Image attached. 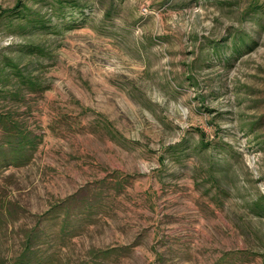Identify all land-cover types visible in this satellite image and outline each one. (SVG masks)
Here are the masks:
<instances>
[{"label": "rangeland", "instance_id": "obj_1", "mask_svg": "<svg viewBox=\"0 0 264 264\" xmlns=\"http://www.w3.org/2000/svg\"><path fill=\"white\" fill-rule=\"evenodd\" d=\"M5 58L0 264H264V0H0Z\"/></svg>", "mask_w": 264, "mask_h": 264}, {"label": "trees", "instance_id": "obj_2", "mask_svg": "<svg viewBox=\"0 0 264 264\" xmlns=\"http://www.w3.org/2000/svg\"><path fill=\"white\" fill-rule=\"evenodd\" d=\"M71 2L70 4H72ZM81 12V11H80ZM53 14V13H52ZM7 16H14V19L18 23V31L19 33L21 31H27L30 30H36L39 29L44 25V19L42 17H38V14L36 15V11L32 10L26 3H20L14 6V8L7 10L6 12ZM4 15V16H5ZM51 15V14H50ZM80 26L77 25V23H72L70 29H77ZM37 48H34L33 51H36ZM32 51V52H33ZM39 52V50H37ZM42 54V53H39ZM8 69V71H6ZM38 69L34 68V70H27L26 73L23 72V69H21L12 59L5 58L1 65H0V84L3 86H6L8 84V81L11 78H15L17 84L21 88H26L27 90H33L37 91L40 89V84L37 80ZM9 131H13L15 133H12L13 136L19 135L18 130H14L13 128H8ZM8 143V141H7ZM6 142L4 144H7ZM32 143L29 139L24 137V135H21L19 137V140L16 141V143L11 147L12 151L16 153V158L18 159L15 164H19L24 159V153L26 154L25 148H30L29 146ZM220 151L222 150L221 147H219ZM23 158V159H22ZM8 162V161H7Z\"/></svg>", "mask_w": 264, "mask_h": 264}]
</instances>
